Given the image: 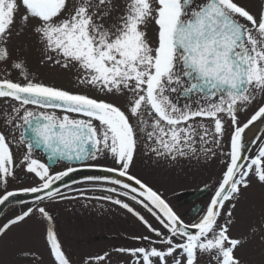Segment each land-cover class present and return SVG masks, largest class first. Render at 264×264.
Instances as JSON below:
<instances>
[{"label":"snow or ice","instance_id":"obj_1","mask_svg":"<svg viewBox=\"0 0 264 264\" xmlns=\"http://www.w3.org/2000/svg\"><path fill=\"white\" fill-rule=\"evenodd\" d=\"M32 52L85 90L40 79L29 68ZM0 104V205L33 197L0 223V246L15 245L9 232L36 214L51 225L42 202L69 199L58 182L78 170L71 165L99 167L86 161L104 156L114 166L103 171L114 175L88 177L111 185L97 199L126 209L148 234L85 264H245L239 250L261 233L234 229L243 192L253 181L264 185V134L245 141L250 126L264 125V0L255 12L242 0H0ZM141 147L171 160L221 150L223 167L198 219L186 222L133 174ZM60 161L69 166L53 170ZM17 168L36 179L9 191ZM45 243L52 264H72L51 226ZM16 255L27 261L36 253L18 246Z\"/></svg>","mask_w":264,"mask_h":264},{"label":"rangeland","instance_id":"obj_2","mask_svg":"<svg viewBox=\"0 0 264 264\" xmlns=\"http://www.w3.org/2000/svg\"><path fill=\"white\" fill-rule=\"evenodd\" d=\"M259 1L242 0L254 12L260 8ZM29 68L45 82L54 83L72 91L85 90L76 86L75 78L71 74L54 71L41 65L38 54L35 52L29 54ZM3 107L4 105L0 104V108ZM253 109V107L249 108L247 113L252 112ZM247 113L241 112V120L245 119ZM223 143L224 149L227 150V136H225ZM23 151L22 148L17 150L18 162L22 158ZM144 151L140 148L137 152V157H135L131 169L133 174L138 175L159 191L186 222L198 219L199 215L193 218L183 217L193 207L194 203L186 204L185 200L181 199L180 193L184 191L194 192L203 187H210V194L199 201L202 207L208 202L213 192L212 186L223 167L220 155L221 150L216 149L217 154L214 157L209 156L206 158L203 154H197L177 157L175 160L157 158L151 153L145 155ZM102 158L103 156L96 159L97 165L114 166L110 157ZM20 170L18 168L16 173ZM25 186L28 185L20 184V187ZM104 187L110 186H100L99 184L96 186H85L86 190H77L64 194L70 197L69 199L57 198L54 201L43 203L42 206H46L53 216L51 225L39 214H36L25 223L14 227L6 239L15 240L16 244L0 246V264H52L45 243V232L48 226L53 227L56 231L66 254L70 242L73 240L79 241L76 242L77 247L73 250V256L76 259L72 260L69 258L72 264H85L87 260L85 258L86 254H103L105 251H109L111 246H115V243L101 241L92 242L86 248L84 241L98 235L105 234L107 236L127 238L129 241L126 244L119 243V245H125V247L137 246V242L133 241L131 237L148 233L126 209L114 203L111 204L112 202L105 199H100L99 203L95 201L97 197L109 195V193L101 190ZM96 188L100 190L98 191ZM133 206L138 211H141L154 227H159L156 221L138 205ZM85 207H89V214H86ZM13 214H10L7 218ZM235 216L237 223L234 232L248 233L251 226L261 228V233L250 237L249 243L241 248L238 254L241 255L245 264H264V243L260 240V235L264 233V223H262L264 222V185L253 181L252 187L243 192L237 205ZM7 218L3 222H6ZM18 246L32 249L36 253L35 258L27 261L18 258L16 255V247ZM113 257L117 258L115 254H113ZM119 259L126 260L127 257H119Z\"/></svg>","mask_w":264,"mask_h":264},{"label":"water","instance_id":"obj_3","mask_svg":"<svg viewBox=\"0 0 264 264\" xmlns=\"http://www.w3.org/2000/svg\"><path fill=\"white\" fill-rule=\"evenodd\" d=\"M251 127L252 126H250V128ZM263 127H264V125L259 126V128H260L259 132L262 131ZM246 144H247V142H246ZM252 145H249L250 149H251ZM112 175H114V174L107 173V172L103 171V169H97V168L80 169V170H77L76 172L70 174V176L65 177L64 182H58V187L60 190H62V189L69 187L73 184L82 182L84 180H89L88 177L112 176ZM120 179H124V178H120ZM208 191H209L208 189H203V190L199 191L198 193L194 194L193 196H191L187 201L188 202L196 201V200L200 199L201 197H203L204 195H206L208 193ZM20 200H24L27 203H32L33 197L31 195H18L16 197L10 198V200L8 202H6L4 205H0V217L11 207L18 205L19 203H17V201H20ZM196 209H200V206H197L193 210L192 215H195L196 213H198L195 211Z\"/></svg>","mask_w":264,"mask_h":264},{"label":"flooded vegetation","instance_id":"obj_4","mask_svg":"<svg viewBox=\"0 0 264 264\" xmlns=\"http://www.w3.org/2000/svg\"><path fill=\"white\" fill-rule=\"evenodd\" d=\"M260 3V6L262 4V0L259 1ZM261 98H259L260 100ZM37 153V152H36ZM35 153V155L37 156V154ZM38 157V156H37ZM67 166L69 165H66L64 163H57L54 167H53V170H64V168H66ZM101 166V165H99ZM75 167V166H74ZM21 169V168H20ZM18 170V168L16 169V171ZM27 177V178H25ZM36 178L34 176H32L31 174H27L25 173L22 169L15 174V178L13 177H9L8 178V185H7V190L11 191V190H15V189H19V188H16V184L17 183H25L26 185L28 186H31L33 184V180H35ZM30 184V185H29ZM27 186V187H28ZM75 190V189H74ZM4 191L3 187H0V193H2ZM71 248L72 247V244H71Z\"/></svg>","mask_w":264,"mask_h":264}]
</instances>
